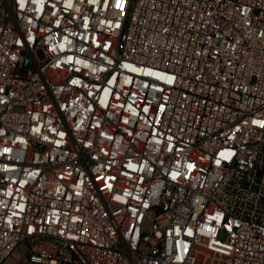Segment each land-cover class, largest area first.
Masks as SVG:
<instances>
[{
    "label": "built area",
    "instance_id": "obj_1",
    "mask_svg": "<svg viewBox=\"0 0 264 264\" xmlns=\"http://www.w3.org/2000/svg\"><path fill=\"white\" fill-rule=\"evenodd\" d=\"M0 264H264V0H0Z\"/></svg>",
    "mask_w": 264,
    "mask_h": 264
}]
</instances>
